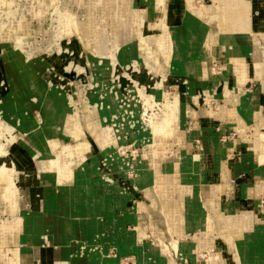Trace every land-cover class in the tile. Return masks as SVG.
I'll return each mask as SVG.
<instances>
[{
	"label": "rangeland",
	"instance_id": "rangeland-1",
	"mask_svg": "<svg viewBox=\"0 0 264 264\" xmlns=\"http://www.w3.org/2000/svg\"><path fill=\"white\" fill-rule=\"evenodd\" d=\"M126 1L0 0V142L8 145V153L0 159V164L5 161L8 167L14 168L15 188V197L4 196L0 200V224L10 220L14 212L28 216V233L32 237V240L28 239V257H31L33 264H42L43 255L46 259L59 252L61 254L63 252L61 264H210L214 260L226 264L242 262L241 254L242 258L238 261L234 255H239L238 247L240 248L243 243L238 241L232 244L233 246L226 243L217 225L213 233L210 232L208 239L206 237L204 240L209 243H204L199 251L193 249L190 254L182 250L184 245L204 238L203 230L191 228L181 236L172 231L171 225L161 223L157 226H162L161 229L147 228L145 223L144 232L141 233L137 229L138 203H145V198H140L144 190L143 180L146 179L145 174L154 168L153 161L158 164L160 176L163 175L164 180H174L175 188H181L182 192L184 189L179 180H175L176 176L182 174L184 179H189L190 175L202 174L203 177L204 174L213 171L206 169L200 173L199 169H190L191 172H188L187 169H182L184 166L182 163H178L177 168L172 170L173 164L178 161L174 155L170 157L168 154L171 151L175 152L177 146H193L185 134L187 130L195 131L200 128V124L192 120L198 118L195 116V110L201 108L194 104L181 109L184 116H190L187 123L181 122L182 116L172 118L171 121L170 117H163L167 111L165 105L174 103L177 95L189 93L185 91L186 87L193 84L194 87L204 90L203 93L206 95L204 98L211 96L215 98L211 102L212 106L206 102L207 109L217 108L224 116L227 108L216 107L223 98L222 93H216L213 89L214 80L203 81L195 76L190 78L188 75L187 77L172 75L170 63L157 48L154 36L158 32L154 31L152 26L163 21L162 12L167 2L171 6H176L179 1L164 0L165 4L157 3L153 6L156 14L152 22L143 19V8L136 5L138 20L135 27L141 29V32L130 40L119 41L125 43L117 44L115 31L112 30L115 23L110 18L122 14V3ZM245 1L250 5L253 3L251 0ZM107 3L110 4V9L108 8L110 13L107 12L109 18L106 14L102 15ZM181 4L183 5L182 2ZM113 5L116 6L111 7ZM131 10L132 8L126 9L128 19L133 15ZM90 16H94L96 20L91 36H85L83 32L66 33L68 17L84 22ZM176 16L178 18V15ZM179 18L174 26L178 35L182 36L184 20ZM120 19L118 24L125 25V19ZM215 25V20L208 22L216 42H220ZM238 33L245 36L243 32ZM144 36L150 42H141V37ZM141 45H145V49H140ZM213 55H207L208 58L206 56L204 61L211 76L216 78L226 69V65L225 60L218 57V54L215 57ZM19 57L22 59L20 62ZM20 68L28 69V72L30 71L28 77H34L35 83L33 87L22 86L23 90L19 93L15 90L17 84L15 77L19 75ZM252 86L253 82H250L248 88ZM198 91L192 92V97L188 96L189 99L197 102L195 96L200 94ZM49 92L57 94L71 113L83 116L85 112L97 109L98 113L102 114L99 118L102 135L106 141V145L101 148L96 146L91 138L96 149L90 160L78 159V155L68 152V146L75 145L76 140L65 133H62L61 145L54 147L50 143L49 151L52 152V163L50 162L48 166L50 169L52 167L53 171L60 173V168L76 163L75 167L71 166L73 177L64 175L61 181L50 178L51 175L55 176V173H48L45 169L49 158L43 152L41 142L37 146L35 143L38 138L34 132L39 129L42 132L40 135L46 138L45 129L52 126V123L45 121L44 102L51 95ZM166 120L172 123L170 127ZM208 120L212 122L215 119ZM230 126L235 129L240 127V123L232 122ZM217 127L221 129L218 124H213L212 130L216 131ZM172 128L176 138L165 137ZM57 129L62 131L61 126ZM156 133L162 135L157 141L154 138ZM235 133L237 132L233 129L223 133L224 136L220 138L222 143L235 137ZM47 141L51 142V138H46ZM199 141L200 139H195L194 144L198 146L194 154L206 162L210 155L202 154ZM18 150L26 152L25 158H21L22 154H17ZM154 150L158 153L155 158ZM181 159L184 160V157ZM80 161L81 163L77 164ZM66 163L69 165H65ZM168 173L170 175H166ZM231 175L232 173L229 177ZM246 176L244 173L239 178L247 179ZM229 177H224V184L229 186L226 194H222L220 185L219 189L214 191L215 193L219 191L221 198L238 196L233 198L236 203L234 204L236 214L242 212L245 206L243 198L249 200L250 188L245 196L243 190L246 189L247 192V188L240 187L239 192L236 188L237 178L228 185ZM203 179L199 182V187L202 183L205 187L209 185V173ZM208 187L211 188L212 185ZM190 188L192 187L189 184L184 192L187 199L192 198ZM76 194L82 198L105 200L106 205L100 214V224L90 227L77 218ZM7 198H15L17 209L15 206L12 210ZM260 200L259 214L262 218L260 217L258 225L262 226L264 198ZM182 205H187L185 198ZM146 217L147 213L145 220L141 215L142 222H146ZM193 230L195 232H191ZM247 237H250L249 234L246 239ZM242 239L243 237H239L238 240ZM246 239L244 236L243 240ZM256 239L261 240V237ZM18 247L26 250L27 245L21 243ZM261 254L256 258L257 252L251 253L253 264H264V250H261Z\"/></svg>",
	"mask_w": 264,
	"mask_h": 264
},
{
	"label": "crops",
	"instance_id": "crops-1",
	"mask_svg": "<svg viewBox=\"0 0 264 264\" xmlns=\"http://www.w3.org/2000/svg\"><path fill=\"white\" fill-rule=\"evenodd\" d=\"M178 1L179 4L177 3L176 6H171L170 3L167 2V13L170 11L174 12L173 17L171 18L169 16L170 13H168V19H166V25L170 28L169 36L171 34L169 42H190L192 36L198 40H205V42H203L202 49L199 51V57L202 61L200 62L198 59L190 62L187 61L186 72L190 78L195 76L203 81L210 79L214 80L213 89H215L216 93H222L221 96L223 98L217 103L216 107L219 106L227 109L224 116L221 115L217 108H215V110L211 109V111L213 110L212 112L218 116V118L210 122L206 114V109L208 107H206L205 104L201 107V100L206 98L198 94L195 96V101L197 102H194L192 98L189 99L188 97H192V92L194 93L198 90L200 91V87H194L193 84L186 87L185 91L189 93L185 92V96H182L188 102V104L186 103V106H193L195 104V106L201 108L198 111V118L192 120L194 122H198L200 124V128L195 131L187 130V134H185V137H188V140L192 141L194 147H186L185 145L180 147L177 146L175 152L171 151L168 156L171 157L174 155L178 163H182L185 166L198 162L199 159L195 158L194 154L196 146L198 145L194 143L195 139H200L199 142L200 148L203 151L202 154L204 153L206 156L210 155L207 157L205 167L208 170L213 169V171L208 172L210 182L209 185H212V187L209 188V185L205 187V185L201 184V194L204 204H207L204 206L209 212H211L210 215L212 214L213 223H215L214 229L216 228V225L219 224L217 228H219V232L222 235V216L225 215H233L234 220L239 222L243 221V223H241L243 226L236 227L237 230L235 229L234 232L239 233L241 237H244L245 233H253L252 250L253 252H257V255H255L257 258L262 255L261 250H264V223L262 226L258 225L259 220L262 218L259 214L261 202L260 198H264V165L261 163V155L264 154V138H262V135L264 134V0H251V2H253L252 5L245 3V0V2L243 0H219V3L224 6L226 17L228 19V25L226 26L227 32H221V30L217 27V33L219 34L218 39L220 42H216V39L213 36L212 28L208 26L207 21L201 18L199 19L198 16L187 10V0ZM204 1L213 10L212 12H219L213 2L210 0ZM210 3L213 4L211 5ZM180 4L183 8L182 11L180 9ZM104 9L108 11V4L105 5ZM105 10L102 11V15L106 14L107 18H109L108 13ZM131 12L132 14L138 13L134 8H132ZM233 13H236L237 15H233ZM176 15H178V18L180 17L179 19L183 18L184 20L182 36L178 35L174 26L178 19L176 18ZM194 17L199 20L196 22ZM111 18L113 19L114 17ZM86 19L88 21L95 20L94 16H90ZM196 27L199 28L197 29ZM152 28L154 31L156 30L158 34L161 33L159 28H155V26H152ZM238 32H243L245 36ZM158 34L154 36V41L157 42V48L165 55L162 49L160 36ZM257 35L261 38H258ZM144 38L147 42H150L146 36H144ZM246 39L256 42H249ZM221 48L224 50H221ZM207 55H213L214 57L217 55L218 57H221L222 60H225L226 69L221 75L216 76V78L211 76V72L204 61V58H206ZM250 82H253V86L248 88ZM210 105L212 106L211 103ZM186 106L183 108H186ZM189 118L190 116H184V114H182L181 122L188 123L190 120ZM232 122L240 123V127H235V129L231 128L230 124ZM213 124H218L222 130L219 129V127H217L216 131L212 130ZM246 126H249V128H246ZM230 129L237 132L235 133L236 136L230 138L228 142L222 143L220 139L221 136H224L223 133ZM235 146H237V149H235ZM17 154H22L21 158H25L26 152L24 150H18ZM182 156L184 157V160L181 159ZM224 167H228V169ZM195 169H199L200 173L204 171L200 164ZM230 169L233 172H231ZM231 173L232 175L229 177ZM244 173L247 175V179L239 178ZM225 176L230 178L228 185H230L232 180L234 181L237 178V190L240 192L239 188L243 186L247 188V192L246 189L243 190V194H246L245 196L249 193L248 189L250 188L249 200L246 198H243L242 200L245 204L242 212L236 214L234 213V204L236 203H234L235 200L233 198H238V196H232L233 198H221V193L219 191L215 193L214 191V189H219L218 185H220V191H222L221 185L224 184ZM200 177H202V174L190 175L189 179L186 178L188 182L187 184L192 186L194 183H198ZM189 181H191V183ZM217 182L222 183L218 184ZM206 184L208 183L206 182ZM142 187L144 189L143 195H145L148 190H151L149 187H145V185ZM222 194H226V191ZM215 196L216 198H214ZM227 197H229V195ZM220 198L223 200L222 205L217 202ZM236 202H238L237 199ZM220 205L221 209H219ZM153 212L156 214V209H153ZM145 213L146 212H142V210H138L136 218L138 224L137 226L142 223L144 224V222H142L141 215L143 216V220H145ZM149 214L150 213H147L146 218L149 217ZM3 223H5V221ZM191 232L195 231L193 230ZM257 237H261V240H257ZM22 243L27 245V248L26 250L21 251L28 253V239L23 240ZM259 248L260 250L258 251L257 249ZM8 253L9 255L11 254V252ZM61 255H63V252L62 254L59 252L54 256H48L46 259L44 258L45 255H43V258H41L42 264H61ZM26 264H33L31 257H29Z\"/></svg>",
	"mask_w": 264,
	"mask_h": 264
},
{
	"label": "bare ground",
	"instance_id": "bare-ground-1",
	"mask_svg": "<svg viewBox=\"0 0 264 264\" xmlns=\"http://www.w3.org/2000/svg\"><path fill=\"white\" fill-rule=\"evenodd\" d=\"M210 1L214 3V5L216 6V9L219 12H217L216 10H215L216 12H212L213 10L206 4L204 0H187V3H186L187 10L195 14L196 16H198L199 19L201 18L207 22L215 20L216 21L215 26L218 27L221 30V32H227L226 26L228 25V19L226 17V11L224 9V6L219 3V0H210ZM157 3L165 4V1L164 0H147L144 2H141V1L136 2L135 0H127L126 2H123L122 3L123 6L121 8L122 14L114 19L110 18V20L115 23L112 26V30L115 31L116 43L117 44L125 43V42H119V41L130 40L131 37H134V35H137L139 32H141V29L138 30V28L135 27L136 21L138 20V13H136V16L135 14L131 15V18L128 19L126 16V9L128 8L135 9L136 5L137 7L140 6L141 8H143V11H142L143 19L149 20L152 22L156 14L153 6H155ZM107 4H108V8L110 9V4L109 3ZM111 7H114V5ZM166 7H167V3L165 4L164 11L162 12L163 18H164L163 21H161L159 24H156V25L154 24V26L155 28H159L161 26L159 28L161 33L159 32L160 34L158 35L160 36V40L162 42V49L165 53V58L168 61V63H170L171 69L173 70L171 74L174 76H179V75L184 76V75H187V72H186V64H187L186 62L187 61L190 62V61L197 60V59L200 62L202 61V59L199 57V51L202 49V45H203V42H205V40H198L194 36H192L191 37L192 39L190 40V42H169V38L171 39V34L169 36L170 28L166 25L167 23L166 19H168L167 18L168 13H170L169 16L171 18L173 17L174 12L170 11L167 13V9L165 10ZM105 11L108 12L109 10L108 11L105 10ZM235 14L236 13H233V15ZM122 17L125 19V25L120 26L118 22L121 20L120 18ZM199 19H195L196 22ZM82 23L76 20H73V18L71 17H68V20H66V29H67L66 33L67 34L68 33L69 34L71 33L80 34L83 32L85 36H88V37L89 35L91 36V33L94 31L93 26L96 23L95 20H91V21L87 20L85 23H83V25ZM86 33H89V34L86 35ZM141 42H147V40L141 37ZM143 46L140 49L142 48L145 49V45ZM18 60L19 62L22 61L21 57H19ZM29 73L30 71L28 72V69L20 68L18 72L19 75H17V78L15 77V80L17 82V84L15 85V90L17 92L20 93V91L23 90L22 86L24 85L27 87L28 85H30V87L34 86L35 79L33 80L34 77L33 78H31L30 76L28 77ZM203 91L204 90L199 91L201 96L205 95ZM49 94L51 95H49V97H47V99L44 102V105L46 107L45 121L50 122V124L52 123V126L48 127L45 130L47 134L46 138L48 139L51 138V142L49 143L48 141L46 142V138H43V136L40 135L42 132L38 129L34 132L36 133V138H38L35 143L37 146V144L41 142L42 150L49 158L45 169L46 171H48V173H51V172L55 173V176L51 175L50 178L54 179L55 181L57 180L61 181L63 178L62 176L64 175H67V176L70 175L73 177V175L71 174V172L73 171L71 166L73 165L75 167L76 163H71V166L69 165V163H66L65 165H69V166L60 168V173L58 171H53L52 167H51L52 169L51 171V169L48 167L50 165V162L52 163V160H51L52 152L49 151L50 143H52L54 147H58L59 145L63 143L62 135L65 133L69 135L71 138L76 140L75 145L68 146V149H69L68 152L73 155L74 154L78 155L79 156L77 157L78 159L88 158L90 160L92 159L93 153H95L96 146L98 147L100 146L102 148L106 145V141L104 140L105 139L104 135H102V126L100 124L101 120L99 118L102 114L98 113L97 109L90 110L89 112H85L83 116L78 115L77 113H71L68 107L62 102L61 98L57 96V94L54 95V93H51V92H49ZM213 98L214 97L211 96L210 98L201 100V107L204 104L207 105L206 102L210 104ZM186 103L187 102L184 97L177 95L174 103L165 105L167 106V111L163 117H170V121L172 118H180L182 116L181 109L184 106H186ZM206 110H207L206 114L208 118L210 119L218 118V116H216L212 112L213 110L211 111L210 108ZM198 111L199 110L195 111V116L199 115ZM166 123L169 127L172 124L171 122H169V120H166ZM58 126H61L62 131H58L57 129ZM181 135L183 134H180V136ZM169 136H173L174 138H176L173 128L170 129L168 136H165V137H169ZM159 137H162L161 133H158V134L156 133L154 136V138H156L155 141H157V138ZM91 138H93V141L95 142L96 146H94V142L91 141ZM262 138H264V134L262 135ZM7 146H5L4 144L0 142V159L5 157L6 154L8 153ZM157 154H158L157 151L154 150L153 158H155ZM195 158L199 159L201 157L199 155H195ZM70 162H72V160H70ZM79 163H81V161L78 162L77 164ZM261 163L262 165H264V154L261 155ZM153 164H154V168H152L151 171L149 170V172L147 173L143 171V173H146L145 176L143 175L144 178H146L143 180V184L145 186H149L151 190H148L144 196L143 195L140 196V198H145V203L144 204L138 203L139 210L144 209L143 212L150 213V216L147 218L148 221L147 220L146 222L144 221L145 226L147 228L149 227V228L156 230L157 228L161 229L162 226L157 227L160 223L161 225L168 224L172 226L171 228L173 232L179 233L181 236H183L184 232L190 231L191 228L194 230H203L202 234L205 236L204 238L193 240L191 243L185 244L184 248L182 249L184 250L186 254H190V252L193 249L199 251L198 249L202 248L204 243L205 244L209 243L208 241H207L208 243H206L204 240L206 237L208 239V236L211 235L210 232L213 233L214 224H215L213 223L212 214L210 215L211 212H209L208 209L204 206L206 203L204 204V201L202 200L201 186L199 187L200 185L199 182L203 178H205V174L203 175V177H200L198 183H194L191 186L192 187L191 188L192 198L187 199L185 197L186 193L184 192L188 188V184H187L188 182L186 179L183 178V175L180 174L176 176L175 178V180L176 179L179 180V184L181 183L180 185L184 189V191L182 192L181 188L180 189L175 188L176 183L174 180H171V181L164 180L163 175L160 176L159 167H158L157 162L153 161ZM199 164L204 170L206 169L205 161L203 162L201 161V159H199L198 162L192 163L190 165L182 166V169H187L188 172H191L190 169L194 170L196 167L199 166ZM177 166H178V162H175L173 164L174 169L172 170L174 171L177 168ZM13 169L8 167L5 161L4 163L0 164V200H2L1 198H4V196L5 197L7 196L15 197V188H14V183H13V179H14ZM168 170L171 171V169H168ZM166 175H170V173ZM221 186H222V192L225 193L226 189L228 188L227 185L222 184ZM163 187L165 188V190H163ZM79 196L80 195L76 194L77 198L75 200V202L77 203V205L75 206V210L77 212V218L80 221L86 222L87 226L90 225V227L92 225L96 226L100 224L101 223L100 214H102L103 209L106 205L105 200L103 198H85V197L82 198ZM184 198L186 200L187 205L183 206L182 201ZM8 199L10 203L8 204L9 206L12 207V210H13L16 206V202L14 200L15 198H7V200ZM218 200H220L219 204L222 205L223 200L222 199H218ZM142 202L144 201L142 200ZM221 205L219 209H221ZM16 209H17V206H16ZM153 209H156L157 211L156 214L153 212ZM222 218H223L222 238L224 239V241L230 245L234 243L236 244L238 241L243 243L242 245H240L241 246L240 248L238 247L239 255L238 256L234 255V258L237 259L238 261L239 258H242L241 257L242 255L244 262L242 261L243 262L242 263L240 261L239 263L237 262V264H253L252 262L253 257L251 256V253H253V250H252L253 233H245L244 235L245 239L248 234L250 237H247L246 240H243L244 237L242 236L243 239L238 240L239 236L241 237V235L237 232H234V230L235 229L237 230L236 227L238 226L242 227L243 225L241 223H243V221L239 222V221L234 220L233 215H225V216H222ZM170 221H174V222L170 223ZM27 227H28V217L23 215L22 213L19 214L15 212L13 214V217L10 220H7V223L2 222L0 224V264H26L28 262V259H29L28 253L22 252L21 249H19L18 247L23 242V240L32 239L31 235H29L28 233ZM68 227H71V226H68ZM137 229L141 233L144 232L145 230L144 224L142 223L139 226H137ZM2 231H5V232H2ZM11 246H14V247H11ZM8 252H11V254L9 255ZM155 252H157V250ZM191 263H193V260H191ZM210 264H226V263L219 262L218 260H214Z\"/></svg>",
	"mask_w": 264,
	"mask_h": 264
}]
</instances>
